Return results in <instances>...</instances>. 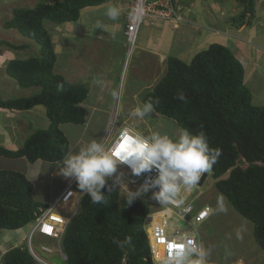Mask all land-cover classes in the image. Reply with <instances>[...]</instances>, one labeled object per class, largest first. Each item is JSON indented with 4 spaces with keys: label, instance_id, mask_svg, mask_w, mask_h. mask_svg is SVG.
Listing matches in <instances>:
<instances>
[{
    "label": "trees",
    "instance_id": "obj_1",
    "mask_svg": "<svg viewBox=\"0 0 264 264\" xmlns=\"http://www.w3.org/2000/svg\"><path fill=\"white\" fill-rule=\"evenodd\" d=\"M107 1L59 0L13 9L4 27L16 30L41 49L37 56L10 60L6 73L19 86L42 91L29 97L0 98V111L22 112L43 106L50 124L47 129L33 132L17 150L0 146V156L25 158L32 164L39 160L59 163L67 157L70 143L61 125L86 123L82 104L89 89L85 84L68 82L55 71L56 45L46 22L59 27L76 23L83 9ZM236 1L243 5V12L233 21L237 26L250 24L251 19L246 22V18L248 14L254 17L255 0ZM0 46L29 48V44L6 41H0ZM245 76L235 53L214 43L197 53L189 64L169 58L166 74L145 94L143 103L152 101L156 113L174 120L181 130L203 132L209 146L220 149L221 155L211 169L216 189L241 216L253 222L255 240L264 252V104H255ZM57 85L63 88L58 90ZM181 93L184 101L178 99ZM113 183L108 178V186L102 189L103 204H92L87 194L81 198L61 243L66 256L63 264H154L144 227L150 212L148 203L135 200L126 206L118 185L112 187ZM34 194V185L25 174L0 169V229L20 230L49 207L37 202ZM126 237H131V243L124 247L113 242ZM3 264L38 263L25 244L9 250Z\"/></svg>",
    "mask_w": 264,
    "mask_h": 264
},
{
    "label": "rangeland",
    "instance_id": "obj_2",
    "mask_svg": "<svg viewBox=\"0 0 264 264\" xmlns=\"http://www.w3.org/2000/svg\"><path fill=\"white\" fill-rule=\"evenodd\" d=\"M56 1L59 0H0V41H6L15 45L29 44V48L26 50H12L7 46H0V98L6 100L29 97L42 91L38 87H21L14 79L7 75L6 65L10 60H24L37 56L41 46L22 37L14 29H6L4 27L5 21L11 19L13 9L16 7H34L39 2L51 4ZM121 1L130 3V0ZM227 3L225 5L229 6ZM146 20L148 19H145L144 22ZM208 20L211 21L210 19ZM45 27L49 31L52 30L51 35L54 38L55 44L58 45L57 48L66 50L65 40L72 30L69 28L68 30L65 28L62 30V26H55L51 22H46ZM92 34L96 35L97 32H92ZM125 41L126 39L122 37L121 43H114L112 45V57L108 64L113 66L114 80H112L113 85L109 89V92L107 93L106 90L105 94H103V100L96 95V90L93 89L95 85L87 86L90 89V93L83 103V107L87 113L86 123H65L61 125V129L70 143L69 154L78 152L80 148L86 146L92 140L100 141L105 132L112 130L113 134L116 133L117 128L118 130L124 128V122L128 126L131 125L135 129H138L141 133L151 135L153 132H159L161 135H168L173 139L178 138L182 131L174 120L159 115L155 110L143 119L132 115L136 107L143 105L145 94L162 78L161 76L165 72V67L156 71L153 78H143L142 75H146L141 68L144 58L129 43L125 48V45L123 46ZM122 54L124 59L121 63L120 56ZM250 54L249 57H251ZM64 56H66L64 51L58 55L59 60L56 63L57 71H60L64 66ZM254 69L257 71L256 68ZM263 71L259 69L256 80L248 84L251 91L256 95V98L261 100L259 103L255 102V104L264 103V78H260L259 76V74H264ZM113 92L116 93L115 98ZM4 114L6 115L5 117L0 116V129H7V131L3 130L4 134L0 135V146L5 147L7 145L6 140L10 139L11 149H14L16 146L19 148L33 132L47 129L50 124L46 109L43 106L22 112H10L8 114L4 112ZM7 136H10V138ZM1 140H4L3 145H1ZM46 163L48 162H40V164H43L41 166L42 169L37 173L31 170L30 164L32 163H29L25 158L10 159L0 156L1 170H13L21 172L29 178H39V185L36 184L35 199L40 202L43 200L44 195L50 192L52 193V199H55L64 188L62 178L60 177L61 174H59L58 170L63 166V161L58 163L59 167L57 170H55V166L52 163ZM51 173H53V176L50 175ZM46 175H48L47 180L51 183L47 187L44 185ZM227 176L228 174L224 178ZM62 177L64 176L62 175ZM215 183L216 180L212 174H209L203 187L196 192L202 194L201 202L203 204H209L213 208L210 220L201 227L205 236L203 249L207 253L206 264H254V262L255 264H264V252L255 240L253 222L241 216L228 203L226 198L217 191ZM64 211L70 214L72 207ZM25 232L26 227L14 231L0 229V264H3V256L12 247L17 246L16 244L20 245V237H16V235H23ZM30 234L31 229H29L28 236ZM27 239L25 238L23 245L26 244ZM45 239L35 237L33 240L34 246H37V252L50 264H63L65 259L59 254L58 242ZM42 244L53 248L54 253L47 255L41 252L38 245ZM23 245L21 244L20 246ZM3 247L6 253L2 252Z\"/></svg>",
    "mask_w": 264,
    "mask_h": 264
},
{
    "label": "crops",
    "instance_id": "obj_3",
    "mask_svg": "<svg viewBox=\"0 0 264 264\" xmlns=\"http://www.w3.org/2000/svg\"><path fill=\"white\" fill-rule=\"evenodd\" d=\"M123 2L110 0L98 6L87 7L82 10L78 22L67 23L62 26V30L69 28L72 31L65 40L64 66L60 71H57V66H55V71L63 75L72 84L95 85L93 89L96 90V95L102 100L103 94L106 90L107 93L109 92L113 85L112 80H114L113 66L108 64L112 57V45L121 43L122 37L126 39L123 46L125 45L126 48L128 44L125 29L127 17L130 14V3ZM175 3L180 8L179 13L184 18L183 22L148 19L141 25L134 47L144 58L141 68L146 75H142L143 78H153L156 71L165 67V72L161 76L163 77L167 71L169 58L175 57L189 64L197 53L206 50L211 44L218 43L230 48L243 64L246 71L245 83L247 86L256 80L257 71L259 69L264 70V0H255V15L252 18L248 14L246 18V22L251 19V23L240 26H237V23L233 21L243 12V5L236 0H175ZM226 3L229 6L225 5ZM112 7L119 8V16L116 20H111L106 16L107 10ZM98 22L103 25L102 29L96 28ZM92 32H97V34L93 35ZM55 45L58 62V55L63 52V48H57L58 45ZM249 53H251V57H249ZM123 59L122 54L120 56L121 63ZM259 76L264 78V74H259ZM255 99L257 103L261 102L259 98H256V95ZM4 112L8 114L12 111H0V116L5 117ZM123 127L130 128L145 136L150 135L139 132L131 125H126V122H124ZM3 130L7 131V129H0V135L4 134ZM120 130L117 128V132ZM105 134L100 142L103 141ZM7 137L10 138V136ZM3 141L1 140V145L4 144ZM6 141L5 147L11 149V140L7 139ZM16 149H18L17 146L12 150ZM40 162L41 160L30 164L31 170L39 173L43 165ZM52 165L55 166V170L59 167L58 163H52ZM50 175L53 176V173ZM45 177L44 185L47 187L51 183L47 180L48 175ZM60 177L62 178V175ZM27 178L34 185L35 193L37 191L36 184L39 185V178H29L28 176ZM53 200L50 192L44 195L41 203H51ZM28 230L29 226L26 227V232L23 235H16V237H20V245H23ZM2 252L6 253L4 247Z\"/></svg>",
    "mask_w": 264,
    "mask_h": 264
},
{
    "label": "clouds",
    "instance_id": "obj_4",
    "mask_svg": "<svg viewBox=\"0 0 264 264\" xmlns=\"http://www.w3.org/2000/svg\"><path fill=\"white\" fill-rule=\"evenodd\" d=\"M106 16L111 20H116L119 16V11L115 7L109 8L106 12ZM102 27L103 25L98 22L96 28L102 29ZM134 46L135 43L131 47ZM57 88L58 90H61L63 85H57ZM113 96L114 98L116 97L115 92H113ZM178 99L184 101L185 97L181 93L178 95ZM153 111V102L147 101L143 103L142 106L136 107L132 115L143 119L145 116L153 113ZM129 129L123 128L120 131L122 142L111 149L106 150L103 142L92 140L86 146L80 148L78 152L70 153L65 159H63V166L59 168V174L63 175L65 178H74L81 193L90 196L92 204L105 203V194L102 189H105L108 186V178L113 177L117 172L118 165L123 164L127 165L131 169V173L137 177L141 176L143 173L152 172L153 170L157 172L155 178L146 180V182L135 192L127 189L125 197L119 192L120 197L126 201V206H130L137 197L148 193L151 189L158 188L159 191L152 193V199L158 201L160 205L181 207L185 203L179 195L181 190H190L196 186L201 178L212 169L213 165L221 155L220 149H213L209 146L207 137L203 132L193 134L189 130L183 129L179 137L173 139L168 135H161L159 132H153L148 136L140 133L133 134ZM210 174H212V171ZM120 180L121 177L117 176L112 187H115ZM63 184L64 188L59 195L66 187L65 183ZM112 187L108 188L109 192L112 191ZM59 195L51 203H47L49 204V207L44 211L42 210V213L39 216L50 208V205L56 201ZM64 210L63 212H65ZM57 213H59V211ZM72 213L73 212H70V214ZM35 220L26 226H29L31 232ZM28 232L26 245L33 259L38 264H50L37 252V246H34L33 240L35 237H41L42 239L46 238L55 242L58 241L40 234H34L30 240ZM62 241L60 243L58 242L57 245L60 251V256L66 259L61 248ZM113 242L116 243L118 247H124L126 244L131 243V237H126L124 241L114 240ZM30 245H32L35 252L40 256L42 262H38L34 258ZM38 246L40 251L41 246L49 247L44 244ZM51 249L53 250V248ZM206 256L207 253L203 247L195 240L188 238L182 244L174 247L173 251L169 254L167 264H206Z\"/></svg>",
    "mask_w": 264,
    "mask_h": 264
},
{
    "label": "built area",
    "instance_id": "obj_5",
    "mask_svg": "<svg viewBox=\"0 0 264 264\" xmlns=\"http://www.w3.org/2000/svg\"><path fill=\"white\" fill-rule=\"evenodd\" d=\"M179 10L180 8L173 0H130V14L127 17L125 29L128 42L131 46L134 45L145 19L183 22L184 18L180 15ZM129 130L136 134L134 130ZM120 131L114 134L112 130L106 132L102 141L106 150L122 142ZM117 176L121 177L120 182L117 183L119 191L125 197L127 189L135 192L146 180L155 178L157 172L153 170L137 177L131 173V169L127 165L121 164L118 165L117 172L113 177L109 179L115 181ZM62 178L66 185L64 191L50 205V208L35 220L29 236L30 240L34 234H40L60 243L69 222L78 212L80 200L85 193H81L74 178ZM201 187L203 186H199L198 183L190 190L182 189L179 195L185 203L181 207L160 205L158 201L152 199V193L159 191L158 188L151 189L148 193L137 197L136 201L146 202L150 205V213L145 220V229L150 240L154 264H167L169 254L174 247L182 244L188 238L195 240L203 247L205 236L201 227L210 220L213 208L209 204L201 202L202 194L196 193ZM69 207H72V214L63 212ZM30 249L34 258L38 262H42L32 245H30ZM41 251L46 254L53 253V250L46 246H41Z\"/></svg>",
    "mask_w": 264,
    "mask_h": 264
},
{
    "label": "water",
    "instance_id": "obj_6",
    "mask_svg": "<svg viewBox=\"0 0 264 264\" xmlns=\"http://www.w3.org/2000/svg\"><path fill=\"white\" fill-rule=\"evenodd\" d=\"M210 173H211V170L207 174H205V176H203L201 178V180L199 182V186H202L204 184L205 180L208 178V176H209Z\"/></svg>",
    "mask_w": 264,
    "mask_h": 264
}]
</instances>
